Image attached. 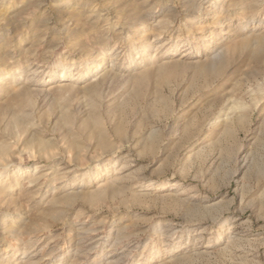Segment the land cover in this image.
Returning <instances> with one entry per match:
<instances>
[{"label": "rangeland", "instance_id": "374dc122", "mask_svg": "<svg viewBox=\"0 0 264 264\" xmlns=\"http://www.w3.org/2000/svg\"><path fill=\"white\" fill-rule=\"evenodd\" d=\"M0 261L264 264V0H0Z\"/></svg>", "mask_w": 264, "mask_h": 264}, {"label": "bare ground", "instance_id": "6f19581e", "mask_svg": "<svg viewBox=\"0 0 264 264\" xmlns=\"http://www.w3.org/2000/svg\"><path fill=\"white\" fill-rule=\"evenodd\" d=\"M160 36H161V35H160ZM155 46H156V45H155ZM160 47H161V46L157 44V48H160ZM220 53H221V52H220ZM224 53H225V52H224ZM222 54H223V52H222ZM222 54H219V57H221ZM215 59H216V58H215ZM223 59H224V58H223ZM111 60H112V59H111ZM214 65H215V64H214ZM66 74H67V73L64 72L62 76L65 77ZM18 180H19V179L17 178V179L15 180V182L13 183V185L17 184V181H18ZM13 185H12V186H13ZM16 235H18V234H16ZM1 262H2V261H0V264H1Z\"/></svg>", "mask_w": 264, "mask_h": 264}]
</instances>
